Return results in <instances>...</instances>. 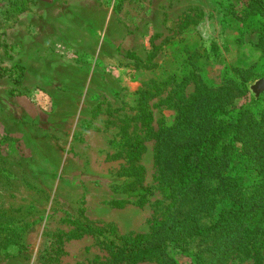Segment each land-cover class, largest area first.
<instances>
[{
    "label": "rangeland",
    "instance_id": "1",
    "mask_svg": "<svg viewBox=\"0 0 264 264\" xmlns=\"http://www.w3.org/2000/svg\"><path fill=\"white\" fill-rule=\"evenodd\" d=\"M245 2H29L0 43V68L26 67L20 86L0 76V264H108L100 239L78 238L80 223L115 227L120 236L152 232L167 205L155 133L174 123L173 104L203 86L222 85L231 67H253L255 80L238 107L251 103L252 86L264 81L263 22L247 14ZM188 13L194 25L181 30ZM252 105L264 110V102ZM145 110L152 112L150 127ZM136 139L146 149L132 162L122 144ZM235 146L228 174L252 192L263 176L245 168ZM138 166L146 191L131 187ZM234 207L221 199L205 222ZM198 248L172 243L168 252L177 264H196ZM227 264L254 261L238 254Z\"/></svg>",
    "mask_w": 264,
    "mask_h": 264
},
{
    "label": "trees",
    "instance_id": "2",
    "mask_svg": "<svg viewBox=\"0 0 264 264\" xmlns=\"http://www.w3.org/2000/svg\"><path fill=\"white\" fill-rule=\"evenodd\" d=\"M31 1L0 0V43ZM245 6L248 15L263 22L258 48L264 59V0H246ZM194 22L195 17L185 14L179 28L185 30ZM251 68L231 67L222 85L203 86L188 100L175 102L174 123L162 124L155 133L158 180L167 205L162 218L152 223L151 233L120 236L115 227L103 230L80 223L83 232L78 238L92 235L100 239L110 255L108 264L154 260L177 264L168 247L181 242L198 244L196 264H227L238 254L251 258L254 264H264V110L252 107L264 102V91L255 94L248 105L237 106L249 93L248 83L254 79ZM25 71L23 66L0 68V76L7 75L20 85ZM145 113L150 127L152 112ZM235 144L241 147L245 168L263 176L252 192L242 189L228 174L237 152ZM145 149L141 139L122 144V152L132 162L139 161ZM134 175L131 187L138 183L146 191L142 187L143 167L138 166ZM221 199H232L236 207L223 209L208 225L205 219L214 216ZM67 237L73 239L69 234Z\"/></svg>",
    "mask_w": 264,
    "mask_h": 264
},
{
    "label": "water",
    "instance_id": "3",
    "mask_svg": "<svg viewBox=\"0 0 264 264\" xmlns=\"http://www.w3.org/2000/svg\"><path fill=\"white\" fill-rule=\"evenodd\" d=\"M252 91L259 96L264 91V81H258L254 86H252Z\"/></svg>",
    "mask_w": 264,
    "mask_h": 264
},
{
    "label": "crops",
    "instance_id": "4",
    "mask_svg": "<svg viewBox=\"0 0 264 264\" xmlns=\"http://www.w3.org/2000/svg\"><path fill=\"white\" fill-rule=\"evenodd\" d=\"M16 25H18L17 23H16ZM15 66H23V67H25V65H23V64H21V63H17V64H15L13 67H15ZM12 67V68H13ZM25 69H26V67H25ZM26 72V71H25ZM26 74V73H25ZM25 83V76L23 77V79H22V82H21V84H24ZM17 86H20V85H17Z\"/></svg>",
    "mask_w": 264,
    "mask_h": 264
}]
</instances>
